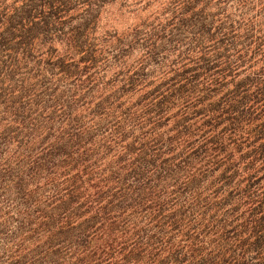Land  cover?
I'll return each mask as SVG.
<instances>
[{"label": "trees", "instance_id": "trees-1", "mask_svg": "<svg viewBox=\"0 0 264 264\" xmlns=\"http://www.w3.org/2000/svg\"><path fill=\"white\" fill-rule=\"evenodd\" d=\"M0 264H264V0H0Z\"/></svg>", "mask_w": 264, "mask_h": 264}]
</instances>
